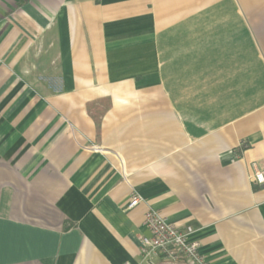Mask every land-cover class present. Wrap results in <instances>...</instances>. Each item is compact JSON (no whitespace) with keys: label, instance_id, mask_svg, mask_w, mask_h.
<instances>
[{"label":"crops","instance_id":"0c3cea01","mask_svg":"<svg viewBox=\"0 0 264 264\" xmlns=\"http://www.w3.org/2000/svg\"><path fill=\"white\" fill-rule=\"evenodd\" d=\"M262 167L264 0H0V264H264Z\"/></svg>","mask_w":264,"mask_h":264},{"label":"built area","instance_id":"2783aa9c","mask_svg":"<svg viewBox=\"0 0 264 264\" xmlns=\"http://www.w3.org/2000/svg\"><path fill=\"white\" fill-rule=\"evenodd\" d=\"M254 179L264 185V167L255 168ZM142 200L139 193L133 192L125 208H134ZM143 223L150 232V236L142 238L140 245L145 258L162 257L172 261L187 260L191 264H209L199 251V243L190 239L191 228L181 230L152 207L145 212Z\"/></svg>","mask_w":264,"mask_h":264}]
</instances>
